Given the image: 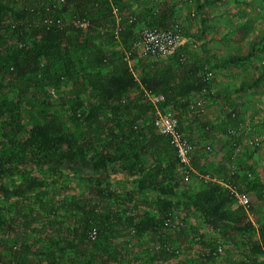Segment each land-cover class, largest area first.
Listing matches in <instances>:
<instances>
[{"label":"trees","instance_id":"16d2710c","mask_svg":"<svg viewBox=\"0 0 264 264\" xmlns=\"http://www.w3.org/2000/svg\"><path fill=\"white\" fill-rule=\"evenodd\" d=\"M135 1L149 6L142 12L133 10L129 0H48L38 5L0 0V74H8L18 89L14 98L0 102V198L13 204L12 209L0 206V234H31V243H45L35 250L36 264H192L187 257L181 262L180 253L194 247L200 250L195 261L202 264L231 257L230 264L235 251L239 254L233 264L263 263L264 216L256 229L245 221V208L220 184L201 181L194 188L185 182L176 151L155 128L154 108L137 79L164 94L163 107L180 119L189 114L204 68L225 69L255 57L264 44V28L254 34L246 52L218 55L203 39L212 29L211 17L223 13L207 9L210 0H192L202 20L196 32L186 27L188 18L177 17L180 0ZM111 4L124 19L119 41ZM130 16L136 19L130 22ZM81 17L90 18L87 28L75 25ZM144 26L178 27L185 36L203 39L204 61L188 62L179 48L170 58L140 64L143 56L132 46ZM125 50L139 56L137 63L132 61L139 78L125 61ZM263 82L264 67L243 78L240 92ZM56 87L69 90L51 110L47 91ZM28 97L39 98L40 106L26 118ZM224 166H218L222 171L217 176L231 179L251 196L254 214L258 201L264 202V177L245 161L233 176ZM113 173L132 179L121 192L110 187ZM79 183L87 186L86 199L70 193ZM193 217L208 232L190 227L187 221ZM130 238L141 246L132 255ZM218 244L224 245V253L216 252ZM10 255L0 254V264H30L19 245Z\"/></svg>","mask_w":264,"mask_h":264},{"label":"rangeland","instance_id":"374dc122","mask_svg":"<svg viewBox=\"0 0 264 264\" xmlns=\"http://www.w3.org/2000/svg\"><path fill=\"white\" fill-rule=\"evenodd\" d=\"M29 2L38 5L48 2V0H29ZM14 5L17 8L20 7L16 2H14ZM206 8L212 10L213 13L217 10L223 12L215 17H211L209 22L212 24V29L203 37L210 51L218 55L226 52H246L254 34H259L261 29L264 28V0H210L206 3ZM177 17L189 19V22H185V25L190 32H196L202 24L201 14L195 12V5L192 0H180ZM66 18L70 21L68 14ZM178 22L180 25L183 24L180 20ZM182 36L186 39L185 45L180 47L183 59H187L188 62L196 61L202 63L204 61V53L201 50V46L204 40L198 37H188L184 34ZM132 56L131 62L135 61L137 63L139 56ZM165 58H170V56ZM154 59L156 58L141 57L139 61L140 64H143V62H155ZM127 63L129 64V62ZM263 67L264 44L260 46L258 54L248 61L229 64L225 69L204 68L203 74L208 70H214L211 92L207 96V112L205 115L198 117L186 113L180 114L182 122L190 121L199 128L198 133H186L195 146L193 159L196 160V164L193 163L192 159V166L197 173H192L190 179L184 181L189 184L191 183L194 188H198L201 181L206 182L201 177L202 174L217 176L222 171L221 167H218L222 163L225 164L223 167L225 172L230 167L237 168L240 161L255 164L256 170L264 177V82L257 87H246L242 92L239 89L243 78L256 75L258 68ZM134 73L139 78L138 69L134 70ZM0 82L2 85L0 87V102L12 99L17 95V85L13 84L14 81L8 74H0ZM68 90L58 87L50 88L47 91L48 101L50 100L55 106L53 105L49 109L55 110L58 108L61 104L59 99ZM26 102L27 104L23 109L26 118H29V111L35 112L40 106V101L39 98L28 97ZM44 103L47 104V100ZM234 112H239L237 118L232 116ZM207 118L210 120V124H212V126H209V129L206 128L208 127L207 124H209L207 123L209 122ZM205 123L206 125H204ZM240 126H242L243 131L238 130ZM230 128H234L236 130L235 133H230ZM254 138H259L260 140V144L257 146L259 147L258 151H256L257 149L254 151L255 147L246 143L248 140ZM207 144L213 147L212 151L206 149ZM238 145L242 146L241 151L236 150ZM131 180L121 173H113L110 176V187L112 190L121 192ZM74 192H77L78 196L84 199L89 196L86 184L79 183L75 191H70V193ZM0 206L13 208L12 201L3 198H0ZM254 214L257 222L263 219L264 202L258 201ZM61 216H63L62 213ZM187 224L190 227H195L200 233L208 232L207 228L197 217L191 218L187 221ZM91 236L94 238L93 235ZM30 238H32L31 234L28 236L17 235L2 231L0 234V254L9 258L11 257L12 247L19 245L21 253L25 252L29 263L36 264L38 256L35 250L46 247V244L36 240L31 243ZM136 242L137 240L133 238H130L127 242L131 255L133 254L132 252L137 251L141 247L137 246ZM241 245L243 246V243ZM199 253V247L191 248L187 252L180 253V261L182 262L187 257L193 260L192 264H202L200 261H195L200 260L198 258ZM238 254V251L232 253L233 260L230 264L234 263V257H237ZM230 258H223L221 262H215V264H226L231 260Z\"/></svg>","mask_w":264,"mask_h":264},{"label":"built area","instance_id":"2783aa9c","mask_svg":"<svg viewBox=\"0 0 264 264\" xmlns=\"http://www.w3.org/2000/svg\"><path fill=\"white\" fill-rule=\"evenodd\" d=\"M65 0H59L63 3ZM112 5V14L115 21V27L113 30L115 38L120 40V33L122 31L123 16L119 10V7ZM135 16H130L129 21L133 22ZM58 23H62L61 19L57 20ZM75 25L81 28H87L90 25V18L81 17L75 18ZM101 31H104L100 28ZM186 39L182 36L178 27H149L144 26L139 30L138 38L133 42L132 49H138L143 57H154V58H164L172 55L176 52L182 45H184ZM131 51L125 50V60L129 62V66L134 73L131 62ZM135 74V73H134ZM214 78V70H208L201 75L202 86L196 96H194L188 103V112L191 116L198 117L203 116L207 112L208 99L207 96L211 92L210 82ZM141 85L144 98L153 106L155 111L154 126L160 134L166 135L173 148L176 151V156L179 164L183 168V177L187 181L190 179L192 173H197L195 168L192 166L193 154L195 151V146L189 136L184 133L180 128V119L175 111L172 109H166L163 107L165 101V95L162 93H155L150 89H147L139 79H137ZM235 116V114H233ZM238 130L243 131L242 126L238 127ZM234 128H230V133H235ZM247 145L252 147L258 146L260 144L259 138L250 139ZM241 145H238L236 150L241 151ZM208 151H212L213 147L210 144L206 145ZM228 173L230 175H235L238 173L236 167H230ZM251 176V174H249ZM201 177L206 182L218 183L223 189H227L231 196H233L235 202L243 206L247 212V217L245 221L252 224L254 228H258L259 224L254 217L253 212L250 209V197L242 191L240 185L233 183L231 179H224L218 176H212L210 174ZM170 225H176L171 219L168 220ZM93 237L95 238L97 233L93 232ZM224 251V245L218 244L216 252L222 253ZM264 264V256L262 257Z\"/></svg>","mask_w":264,"mask_h":264},{"label":"crops","instance_id":"0c3cea01","mask_svg":"<svg viewBox=\"0 0 264 264\" xmlns=\"http://www.w3.org/2000/svg\"><path fill=\"white\" fill-rule=\"evenodd\" d=\"M130 2H132V9L133 10H139V11H142V10H140V9H142V8H144L143 9V11H146L145 9L149 6V5H147V4H145V2H144V4H142V2H137V1H135V0H129ZM142 11V12H143ZM216 118V117H215ZM207 121H209V122H207V123H209L208 124V126H212V124H210V120L207 118ZM182 126H183V131H184V133H189V134H193V133H198V131H199V128H197L196 126H195V124L194 123H192V122H190V121H188V122H183V124H181ZM186 134V135H187ZM188 136V135H187ZM191 139V138H190ZM193 142V141H192ZM194 155V154H193Z\"/></svg>","mask_w":264,"mask_h":264}]
</instances>
